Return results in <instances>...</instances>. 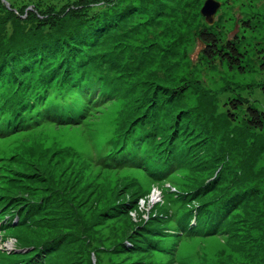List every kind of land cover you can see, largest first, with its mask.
<instances>
[{
    "label": "rangeland",
    "instance_id": "1",
    "mask_svg": "<svg viewBox=\"0 0 264 264\" xmlns=\"http://www.w3.org/2000/svg\"><path fill=\"white\" fill-rule=\"evenodd\" d=\"M91 1L0 0V34L6 40L21 38V31L50 25L60 14H82ZM97 1H116L124 15L115 31L91 49L94 60L81 77L109 86L113 94L74 124L41 118L0 134V214L14 202L50 201L35 224L12 221L0 227V259L31 250L29 242L20 248L19 238L39 241L58 233V248L39 257L37 264H264V125L262 130L247 128L242 105L229 107L235 99H246L264 111V0H213L217 7L210 24L200 14L205 0H152L155 14L149 15L133 7L138 0ZM202 27L219 38L237 40L241 71L200 55L196 33ZM139 66L141 80L154 79L156 72L182 87L180 111L197 112L206 123H199L203 130L194 135L203 146L196 155L203 157L205 151L212 161H187L180 152L184 138L176 134L173 142L153 143L151 132L144 130L148 123L141 127V121H131L138 125L136 134L126 129L131 97L125 91ZM53 75L55 88L78 77L57 71ZM141 136L153 146L150 172L141 164H122L110 153L103 156L112 146L124 150L136 144ZM202 162L219 166L217 187L230 181L251 187L248 200L220 219V225L231 229L228 234L208 230L206 216L218 209L215 204L198 207L207 228L196 223L199 214L190 209L188 202L194 200L189 189L207 174L193 170ZM181 212L195 217L193 225L185 221V228L197 232L180 235L174 221ZM155 235L170 240L156 243ZM135 237L138 246L131 243Z\"/></svg>",
    "mask_w": 264,
    "mask_h": 264
},
{
    "label": "trees",
    "instance_id": "2",
    "mask_svg": "<svg viewBox=\"0 0 264 264\" xmlns=\"http://www.w3.org/2000/svg\"><path fill=\"white\" fill-rule=\"evenodd\" d=\"M91 2L92 4L84 5L82 14H74L66 18H62L60 14L58 20L50 25L45 24L41 26L42 28L31 32L21 31L20 34H23L21 38H7L6 40L1 36L3 34H0V134L21 126L34 125L41 118L43 120L51 119L53 122L62 121L66 124H74L87 114L94 104L113 94L114 89L110 92L109 86H105L109 90L105 91V87H102L97 80L93 81L90 77L87 80L81 75L86 72L85 65L94 60L95 53L91 49L96 47L109 33L115 31L124 13L122 10L116 9L120 6V4H115L116 1L99 3L94 0ZM136 2L133 7L138 6L139 10L147 15L151 12L154 13L152 0ZM18 11H21V8L16 12ZM135 13L141 14L137 11ZM10 18L11 16L8 19ZM17 21L20 20L17 19L14 22ZM196 36L200 43L202 57L211 62L224 63L229 68L241 71L242 55L237 49L235 38H219L208 27L199 28ZM55 71L59 74L62 72L65 76L77 75L78 77L69 83L64 81V83H60V86L57 84L59 87L55 88V75H53ZM142 78L141 66H139L134 72V83L125 91L126 97H131V99L128 117L126 116L123 122L126 129H131V135L136 134L138 126L133 124V121L136 123L141 121V127L144 123H148L149 125L144 126V130L151 132L149 135L153 143L173 142L175 138L173 135L176 134L178 137L184 138L180 152L182 157L188 158L187 161L193 160L194 163L199 161L194 157L202 160L209 158L212 161L214 157H208L205 155V151L202 153L203 157L201 154L196 155L203 146L197 143L198 137L194 139V135L202 129L199 127V123L201 126H205L206 123L202 122L197 112L180 111L183 107H178V101L182 97V87L161 79L156 72H153L154 79L141 80ZM104 82L106 83V81ZM114 84L112 83V85ZM236 105H242L244 109V124L247 128L263 129L264 111L256 109L246 99H235L230 102L229 107L234 109ZM148 142L151 144L149 138L142 139L141 136V141L136 144H128L124 150L121 147L117 149L112 146L113 149L104 151L106 153L103 152V156L110 153V158L113 159V156H117L123 161L122 164L127 162L141 164L150 172L151 161L154 160H151L153 146L152 144L150 146ZM148 160H150V165L147 164ZM163 162H159L161 168ZM165 162L167 166L170 165L171 158ZM157 163L155 161V164ZM143 167L141 169L144 171ZM218 168L219 166L212 162L209 164L202 162L200 166L197 165V169L192 168L197 172L206 170L207 174L204 177L200 175L196 178V182L189 189L191 192L188 194L194 201L188 203L190 209L194 207L199 214L196 223L202 228L208 227L203 225L206 215L200 212L198 207L215 204L219 210H213L206 216L210 221L208 230L228 234L231 229L220 225V219L228 209L248 200L251 187L239 182L234 183V181L227 184H230L229 188L227 185L217 187L218 184H221V181L217 182L220 178ZM33 202H14L5 205V208L1 209L4 211L0 214V220L4 217L6 219L0 223V227L12 221L19 225L35 224L40 216L47 212L50 201L40 199ZM3 204L0 202V208ZM186 208L191 213L188 205ZM187 216H189V212H181L177 218L178 223L174 221L178 224L175 228L179 226L181 229V236L186 231L197 232L196 229L185 228L186 220L189 225H193L195 221V217L193 219V217ZM59 236L58 233H52L49 237L39 241H23L19 238L16 241L18 246L20 248L27 247L25 244L29 242L28 247L31 246V250L20 255H16V253L13 256L4 254L5 256L0 259V264H37L39 257L58 248L61 242ZM166 237L168 236L155 235L152 239L156 243H162L163 240H170ZM137 240L138 238L135 237L131 243L138 246L134 243Z\"/></svg>",
    "mask_w": 264,
    "mask_h": 264
},
{
    "label": "water",
    "instance_id": "3",
    "mask_svg": "<svg viewBox=\"0 0 264 264\" xmlns=\"http://www.w3.org/2000/svg\"><path fill=\"white\" fill-rule=\"evenodd\" d=\"M217 7V3L213 0H205L201 9L200 14L205 17L206 23L210 24L212 22V15L214 9Z\"/></svg>",
    "mask_w": 264,
    "mask_h": 264
}]
</instances>
